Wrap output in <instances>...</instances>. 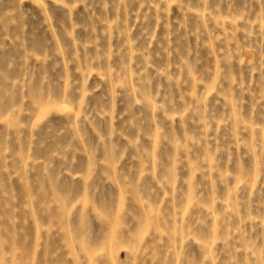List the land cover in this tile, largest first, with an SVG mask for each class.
Returning a JSON list of instances; mask_svg holds the SVG:
<instances>
[{"label": "rangeland", "instance_id": "1", "mask_svg": "<svg viewBox=\"0 0 264 264\" xmlns=\"http://www.w3.org/2000/svg\"><path fill=\"white\" fill-rule=\"evenodd\" d=\"M0 264H264V0H0Z\"/></svg>", "mask_w": 264, "mask_h": 264}]
</instances>
